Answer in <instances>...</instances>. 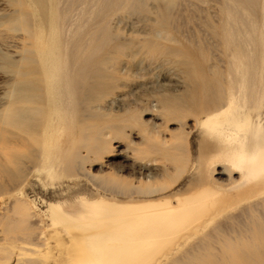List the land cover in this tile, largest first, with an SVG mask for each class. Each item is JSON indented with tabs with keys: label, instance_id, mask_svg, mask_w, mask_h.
<instances>
[{
	"label": "bare ground",
	"instance_id": "1",
	"mask_svg": "<svg viewBox=\"0 0 264 264\" xmlns=\"http://www.w3.org/2000/svg\"><path fill=\"white\" fill-rule=\"evenodd\" d=\"M184 1L4 0L0 25L21 42L17 60L2 56L12 78L0 112V264H264V0H216L200 22L205 37L179 39ZM132 15L147 31L126 38L116 23ZM140 53L178 68L183 89L157 84L150 96L160 95L162 112L190 107L200 131L193 157L185 137L167 142L146 129L136 150L191 174L186 188L88 176L89 193L29 195L30 177L43 172L86 177L110 128L89 118L119 85L118 66L129 73Z\"/></svg>",
	"mask_w": 264,
	"mask_h": 264
},
{
	"label": "rangeland",
	"instance_id": "2",
	"mask_svg": "<svg viewBox=\"0 0 264 264\" xmlns=\"http://www.w3.org/2000/svg\"><path fill=\"white\" fill-rule=\"evenodd\" d=\"M190 1L196 0L180 3L183 27L177 31V34L175 33L179 39L205 37V31L200 24L202 17L208 12L211 14L216 12V0L196 1L199 7L194 12L186 6ZM149 4L150 10H153V4ZM8 8L4 0H0V15L7 12ZM149 16L154 17L153 14ZM146 24L147 22L137 15L129 16L116 23L126 38L132 35L143 36L147 31ZM262 24V20L259 19V26ZM19 33L10 30L7 23L0 25V112L6 104V92L12 78L11 73L2 67V56L18 59L21 42L18 38ZM185 44L187 43L183 42V46H186ZM204 46L208 54L211 52L213 60L219 59L221 53L210 39L205 41ZM131 64L129 73L124 65L118 66L121 73L119 85L113 89V94L105 97L100 103L102 115L89 118L95 126L106 124L110 128L103 129L105 144L101 146L97 155H90L85 163L86 177L81 175L68 177L61 169L43 172L37 177H30V183L25 186V191L29 195L49 201L63 197L69 198L81 190L89 193L93 185L88 176H94L92 179L95 181L102 176H116L135 184L139 182L166 184L168 186L165 189L166 193L186 188L189 178L192 177L191 174H179L174 163L168 162L165 166L163 161L165 155L161 153L151 151L152 153L145 156L136 150V148L146 147L145 144H141V130L146 129L167 142H171L176 137H180V140L185 137L184 144L190 156L193 157L196 153L200 128L194 123L190 107L176 115L162 112L157 101L159 98L157 96L160 95L150 96L154 94V86L157 84L169 88L172 94L180 92L183 88L176 84L178 68L172 63L164 64L160 59L148 61L144 53L136 54ZM224 66L223 63L221 67ZM240 109L249 110L253 122H257L255 116L257 111L245 107ZM258 113L264 123V106L258 109ZM179 116H183V119H180L184 120L182 125L177 120ZM135 121L138 122L139 127L134 126ZM218 170L220 171V168ZM214 177L220 182H225L227 176L214 174Z\"/></svg>",
	"mask_w": 264,
	"mask_h": 264
}]
</instances>
